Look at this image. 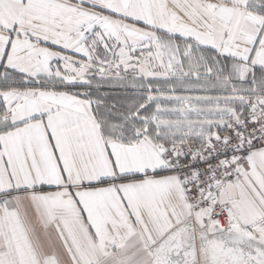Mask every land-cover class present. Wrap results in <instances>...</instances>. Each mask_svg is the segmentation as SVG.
<instances>
[{"label":"snow or ice","instance_id":"1","mask_svg":"<svg viewBox=\"0 0 264 264\" xmlns=\"http://www.w3.org/2000/svg\"><path fill=\"white\" fill-rule=\"evenodd\" d=\"M0 264H264V0H0Z\"/></svg>","mask_w":264,"mask_h":264}]
</instances>
